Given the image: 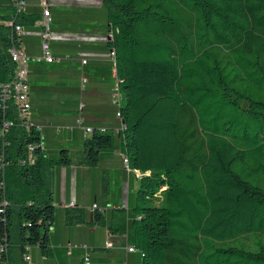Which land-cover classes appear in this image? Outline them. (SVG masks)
Here are the masks:
<instances>
[{"label":"trees","instance_id":"16d2710c","mask_svg":"<svg viewBox=\"0 0 264 264\" xmlns=\"http://www.w3.org/2000/svg\"><path fill=\"white\" fill-rule=\"evenodd\" d=\"M100 1L123 96V152L139 188L131 209L97 204L91 222L70 208L66 224L106 227L142 250L143 264H264V0ZM0 8L13 19L8 0ZM40 15L36 4L15 21L31 31ZM13 44V28L0 24V84L14 74ZM14 117L0 108V130ZM114 141L96 129L82 162L97 166ZM28 144L35 161L23 165ZM4 149L0 264H27L29 248L46 257L53 244L47 154L31 126L0 133ZM58 161L71 163L67 149Z\"/></svg>","mask_w":264,"mask_h":264},{"label":"crops","instance_id":"0c3cea01","mask_svg":"<svg viewBox=\"0 0 264 264\" xmlns=\"http://www.w3.org/2000/svg\"><path fill=\"white\" fill-rule=\"evenodd\" d=\"M35 6L38 0H28ZM51 49L60 60L30 64V100L33 123L42 127V144L48 160L43 198L52 200L56 210L51 228L48 256L38 247L28 252L32 264H81L90 248L92 264H143L142 250L130 252L120 237L109 235L106 227L91 224L69 225L65 212L70 208L88 212L92 222L95 205L131 209L136 201L139 175L125 171L121 142V120L112 91L114 63L108 42L111 31L100 0H53ZM22 43L30 56L41 54L38 28L25 31ZM83 60H88L83 64ZM85 80V81H84ZM83 118V124L79 125ZM105 129L114 134V147L99 153L97 166L84 164V128ZM67 149L70 164L54 162ZM137 175V176H136ZM107 184V185H106ZM106 185V186H105ZM71 201L74 206L69 207ZM109 243L113 244L109 247Z\"/></svg>","mask_w":264,"mask_h":264},{"label":"built area","instance_id":"2783aa9c","mask_svg":"<svg viewBox=\"0 0 264 264\" xmlns=\"http://www.w3.org/2000/svg\"><path fill=\"white\" fill-rule=\"evenodd\" d=\"M15 11V16L13 19H1L0 24H5L7 26H11L13 28L14 35V44L10 48L9 52L12 58V61L15 63L14 74L12 78L4 83L0 84V108L3 111H7V113L12 112L14 118L5 119L2 129L0 133L6 135L9 131L16 125H19L26 129L27 132L30 131V126L35 128L37 132H39L42 137V127L33 123L32 120V106L30 100V64L32 61H46L52 63L54 61L60 60L59 57H55L52 49L51 42L55 37L53 30V15H52V3L53 0H38L37 6L41 9L40 17L35 21L33 27L38 28V36L40 38V46H41V54L38 56H30L27 53L25 46L22 43V37L25 31H28L24 25L17 23L16 17L20 14L26 12L29 8L28 0H8ZM1 11V8H0ZM112 37V34H111ZM19 41V43H18ZM111 58L114 63L113 74L115 79V86L112 91V97L114 102L120 106L122 101V91L120 86V79L117 73V59L115 52H111ZM84 65L87 64L88 60L82 61ZM85 81V80H84ZM118 118L122 122V126L120 130L125 129V124L123 122V118L120 112L117 113ZM83 124V118L80 121L79 125ZM99 132H105V129H98ZM96 131L92 127H85L84 133L85 136L92 134ZM7 145H10V142H7ZM34 146L32 144L26 145L25 156L22 157L23 165L28 163H34ZM4 153V154H3ZM5 155V149L0 153V159ZM124 164L125 171L128 174L133 172L132 167L130 165V160L127 155H124ZM137 175L140 176V173L137 172ZM75 201H71L69 207L74 206ZM97 205L93 208V210L97 209ZM113 244L109 243V247H112ZM83 248L86 249V252L82 259V264H92V258L90 253V248L87 245H83ZM30 251V248L28 249ZM129 251H134V247L128 246ZM28 251V252H29ZM31 255L28 253L25 256V261L27 264L31 263Z\"/></svg>","mask_w":264,"mask_h":264},{"label":"rangeland","instance_id":"374dc122","mask_svg":"<svg viewBox=\"0 0 264 264\" xmlns=\"http://www.w3.org/2000/svg\"><path fill=\"white\" fill-rule=\"evenodd\" d=\"M137 189H138V188H137ZM136 192H137V190H136ZM15 256H16L18 262H20L21 257H20V254H19V251H18V250H16V252H15Z\"/></svg>","mask_w":264,"mask_h":264}]
</instances>
